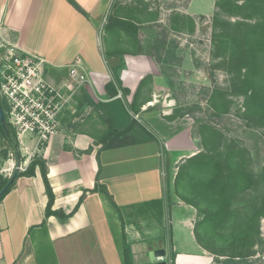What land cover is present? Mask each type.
I'll return each mask as SVG.
<instances>
[{"label": "crops", "instance_id": "0c3cea01", "mask_svg": "<svg viewBox=\"0 0 264 264\" xmlns=\"http://www.w3.org/2000/svg\"><path fill=\"white\" fill-rule=\"evenodd\" d=\"M74 1L82 11L68 0H0V39L45 58L47 77L53 82L66 74L68 64L80 58L90 80L84 90L93 99H107L105 85L116 74L129 90L126 103L133 102L136 92L141 96L133 117L147 125L158 140L101 149L89 126L72 129L65 124L63 131L43 144L25 136L19 143L21 163L27 166L33 157L45 160L54 194L52 210L72 212L81 194L97 179L118 209L103 194L87 192L67 218L46 217L48 195L36 166L34 175L18 177L0 201V264H122V232L131 249L132 264H153L149 252L159 248L166 250V257L159 259L166 264H222L221 257L217 259L196 239V208L173 202L169 195L168 215L164 202V176L174 181L177 171L172 174L171 170L199 148L195 150L198 143L192 138L191 127L182 123L189 120L169 118L172 102L164 101L162 110L153 106L159 88L167 86L172 72L188 67L193 70L191 76L199 78L198 71L180 37L167 33L156 46L150 34L149 40L143 34L147 24H153V29L162 27L161 18L179 14L194 21L196 34L204 27L199 17L209 18L214 13L215 0H175L154 19H149L153 10L146 0ZM109 16L137 29L127 31L113 23L106 33L111 41L105 47L101 33ZM112 56L119 57L115 66L106 62ZM143 79L151 82L150 92L149 86L141 84ZM11 154L9 162L14 158ZM150 207L157 208L152 223Z\"/></svg>", "mask_w": 264, "mask_h": 264}, {"label": "trees", "instance_id": "16d2710c", "mask_svg": "<svg viewBox=\"0 0 264 264\" xmlns=\"http://www.w3.org/2000/svg\"><path fill=\"white\" fill-rule=\"evenodd\" d=\"M77 10L82 11L74 0H68ZM212 42L215 57L222 58V64L230 74L232 93L244 96V116L251 127L264 126V0H215ZM235 17V20L230 18ZM110 28L113 23L134 30L136 26L128 21L109 16ZM174 27V25L172 26ZM194 29V27H193ZM145 81L143 79L141 84ZM121 90V97L118 96ZM106 100L95 101L82 89L76 95L77 112L84 107L100 113L106 128L101 134H93L101 143V149L121 147L146 141L158 140L155 133L133 117L137 113V94L133 102L126 103L129 90L115 74L114 80L105 85ZM211 106L227 109L229 101L221 90L212 93ZM2 107H4L1 100ZM77 112H75L77 114ZM74 114L67 113L63 124L76 129L78 122L72 119ZM89 114V112H88ZM88 114L86 115L88 117ZM67 116V117H66ZM6 118V117H5ZM173 118V116H169ZM194 137L199 138V151L185 158L178 166L174 178L176 194L191 204L201 216L195 224V236L198 243L213 253L222 264H235L236 260L253 255V247L260 242L259 219L264 215V164L258 172L248 168L246 150L240 148L237 141L226 139L220 130L205 122L200 123ZM0 158L7 159L11 151L17 162L23 157L15 133L7 122L0 123ZM38 166L44 180L48 202L45 216L55 215L65 219L80 205L87 192L103 194L115 208L111 194L97 179L92 188L85 190L76 206L69 214L61 210H52L54 194L47 178L45 160L33 157L24 170H19L2 198L10 191L20 176H32ZM9 176L0 174V190L8 182ZM181 189V192L178 191ZM118 209V208H117ZM203 229V233L199 230ZM122 264H132L129 244L122 232L119 246Z\"/></svg>", "mask_w": 264, "mask_h": 264}, {"label": "rangeland", "instance_id": "374dc122", "mask_svg": "<svg viewBox=\"0 0 264 264\" xmlns=\"http://www.w3.org/2000/svg\"><path fill=\"white\" fill-rule=\"evenodd\" d=\"M238 1L241 3L243 0ZM176 2L177 1L175 0L144 1V3H149V8L153 10L150 11L153 13L149 15V19L157 18V16L160 17L163 15L167 7H171V5H174ZM169 18L170 19H168V17L165 19L161 18V23L159 24H161L162 27L157 26L155 29H153V24L150 26L147 24V32L143 33L147 34L144 39L149 40L150 34L152 38L150 41L157 46L163 41L165 36L168 35L167 33H174V38L180 37L183 43L182 48H184L192 57V64L198 71L199 78L191 76L190 73L193 70L189 69L188 67L181 68V72H172L170 74L171 76L169 77L167 86H162L159 88L160 93L157 97L158 101L155 102L153 107H157L162 110V104L164 101L168 100L170 103L172 102L173 110L171 111L170 115L173 116V118L185 117L187 120H189V122L182 123L191 127L193 139V132L198 131V126L200 123L205 122L211 126L213 125L221 131L222 135L226 139H233L234 141H237L240 148L246 150L245 153L246 156H248V168L253 172H258L260 167L264 164V126L251 127V123L244 116V96L236 95L231 92L232 88L229 80L230 74L226 72L225 67L222 64V58L215 57V49L212 42L214 14H212L209 18L204 16L199 17V20L201 21V24L204 25V27L197 31L196 34H193L195 29L194 21L186 15H171ZM230 19L235 20L236 18L232 17ZM109 21L110 20L108 19L107 23ZM209 21L210 23L206 24V22ZM166 23L169 25V29L167 26L165 27L164 24ZM173 25L176 28H172ZM149 27L152 29L149 30ZM107 30L108 29L104 27L103 32L101 33V41L105 47L108 46L109 42L111 41L106 34ZM176 31H179L180 33H176ZM163 54L165 53L163 52ZM150 83L151 82H148V80L143 82L146 88L149 86V92L152 90ZM216 90H221V92H223L225 95L224 98L229 101L227 109H225V107L223 109L222 106L218 108L211 106V100L214 99L212 93ZM164 91L167 94H165ZM140 97L141 96H137V99ZM94 99L97 101L100 100V98L98 99L97 96H94ZM87 114L88 117L86 116ZM75 117L72 119V121L75 120L78 122L77 129H81L82 126L87 125L89 126L90 131L94 134H101V129L106 128L100 113L94 112L88 107H84V109L78 111L77 114L75 113ZM195 139L198 143L199 138L195 137ZM1 142L2 140L0 139V144ZM198 148H200L199 144L195 150L197 151ZM10 152L11 151L8 153ZM10 156L14 157L13 154ZM14 163V158H12V161L10 162L7 161V159L2 160L0 158V174L10 176L13 170L12 164ZM179 164L180 163L177 165ZM168 168H171V166ZM176 171L177 166L171 170L172 174ZM164 177V202L166 200L165 210L167 209V214L169 215L172 201L171 199L169 200L167 196L170 195V197L174 200L173 202L177 201L179 203H184V200H182L176 194L177 191L174 186V182H169L167 175ZM178 191L181 192V189ZM156 211L157 208L150 207L149 222L152 223L153 218L156 217ZM197 218H201L198 213ZM199 230L202 233L204 231L203 229ZM259 236L260 242L253 247V255L246 259L236 260L235 264H264V215L259 219Z\"/></svg>", "mask_w": 264, "mask_h": 264}, {"label": "built area", "instance_id": "2783aa9c", "mask_svg": "<svg viewBox=\"0 0 264 264\" xmlns=\"http://www.w3.org/2000/svg\"><path fill=\"white\" fill-rule=\"evenodd\" d=\"M45 64L42 56L0 39V100L20 144L25 136L43 144L63 131V117L77 111L75 97L90 84L80 58L55 82L48 79ZM25 168L19 164V170Z\"/></svg>", "mask_w": 264, "mask_h": 264}, {"label": "water", "instance_id": "95a60500", "mask_svg": "<svg viewBox=\"0 0 264 264\" xmlns=\"http://www.w3.org/2000/svg\"><path fill=\"white\" fill-rule=\"evenodd\" d=\"M118 59H119L118 56H112V57L107 58L106 62L110 64L111 66H115V64L118 62ZM0 123L2 124V126H5V123H6V118L4 115V110L2 107L1 100H0ZM19 164H20L19 162L15 163L12 173L9 176L8 182L0 190V196L4 193V191L7 189L10 183L16 177L19 171ZM164 257H166V250L163 248L155 249L149 252V258L151 262H153V264H166V260H159V259H163Z\"/></svg>", "mask_w": 264, "mask_h": 264}]
</instances>
